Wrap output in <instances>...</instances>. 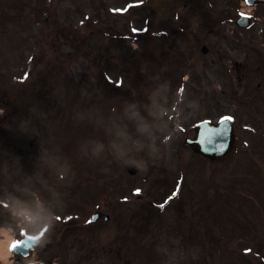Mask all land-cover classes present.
<instances>
[{
	"label": "rangeland",
	"instance_id": "obj_1",
	"mask_svg": "<svg viewBox=\"0 0 264 264\" xmlns=\"http://www.w3.org/2000/svg\"><path fill=\"white\" fill-rule=\"evenodd\" d=\"M178 1L0 0V201L8 204H0V222L17 204L45 218L62 198L77 203L76 193L86 209L77 218L90 217L98 203L110 215L76 243L78 251L94 247L89 264H110L103 250L119 239L118 226L132 229L133 220L153 229L161 214L152 246L161 264L188 255L186 264H264V8L202 0L200 12ZM239 9L255 12L259 27H237ZM220 17L224 23L210 31ZM129 105L150 125L148 136L136 133ZM230 113L234 152L208 162L182 145L199 120ZM253 123V132L245 129ZM118 128L141 141L125 159L147 171L130 175L113 157ZM97 142L105 145L99 155ZM173 188L180 194L161 213L149 206ZM63 213L55 214L69 217ZM122 243L120 264L152 262L137 248L128 263L132 245Z\"/></svg>",
	"mask_w": 264,
	"mask_h": 264
},
{
	"label": "clouds",
	"instance_id": "obj_2",
	"mask_svg": "<svg viewBox=\"0 0 264 264\" xmlns=\"http://www.w3.org/2000/svg\"><path fill=\"white\" fill-rule=\"evenodd\" d=\"M193 110V106H189V111ZM126 113L129 117L135 121V130L139 136H148L150 134V125L147 121L140 116L139 111L135 108L134 105H129L126 108ZM143 147L142 143L138 139H133V137L127 132L124 128H118L115 132V138L110 142V150L113 157L121 162L124 165H135L138 170L147 171V167L144 164L139 163L136 160L125 159L126 155L133 149L139 151ZM105 149V145L102 142H97L94 146V154L99 155ZM10 208H13V205H9ZM14 214L17 215L19 220L24 221L25 223L21 224L22 227H25L27 231L31 225V218L28 211L24 208L22 204H17L14 207ZM8 231L9 236L12 240L15 239L16 234L14 231H9L4 225H0V234ZM10 245L5 246V250L8 251L9 257L12 256V251L9 248ZM0 264H14L11 259L5 260L3 255H0Z\"/></svg>",
	"mask_w": 264,
	"mask_h": 264
},
{
	"label": "water",
	"instance_id": "obj_3",
	"mask_svg": "<svg viewBox=\"0 0 264 264\" xmlns=\"http://www.w3.org/2000/svg\"><path fill=\"white\" fill-rule=\"evenodd\" d=\"M206 122L209 127L224 130V134L215 138L210 144L202 142V138L199 136L198 132L205 125L200 123L195 127L196 135L193 138H186L184 143L191 147L194 152L199 153L204 157H208L210 160H214L229 152L234 147L236 138L234 136V129L231 120L225 121L221 119L218 125H214L208 121ZM218 145H223V147H218ZM128 169L131 173L136 171L134 165H129Z\"/></svg>",
	"mask_w": 264,
	"mask_h": 264
},
{
	"label": "snow or ice",
	"instance_id": "obj_4",
	"mask_svg": "<svg viewBox=\"0 0 264 264\" xmlns=\"http://www.w3.org/2000/svg\"><path fill=\"white\" fill-rule=\"evenodd\" d=\"M247 2V0H246ZM243 15V14H242ZM135 31V29H134ZM223 120H230L231 117H224L222 118ZM205 126L199 130L198 134L199 136L202 138V142H207V143H212L214 141L215 138L220 137L221 135L224 134V130L220 129V128H213V127H209L207 126V122H202ZM218 147H223V145H218ZM137 192H139V189L136 190ZM176 192L174 191L169 197L166 198V200L164 201L163 204L160 205V207H164L165 204L168 203V201H170L173 197L176 196ZM60 219V218H58ZM91 221H89L90 223ZM21 239L18 240H14L9 248L11 251H14L24 240H27L29 242H34L36 241L38 238L35 237H29L27 235H25L23 232L21 233Z\"/></svg>",
	"mask_w": 264,
	"mask_h": 264
},
{
	"label": "bare ground",
	"instance_id": "obj_5",
	"mask_svg": "<svg viewBox=\"0 0 264 264\" xmlns=\"http://www.w3.org/2000/svg\"><path fill=\"white\" fill-rule=\"evenodd\" d=\"M9 240H11V238H8V239L5 240V241H1V240H0V255H3V258H4L5 260H7V259H6V254L8 253V251L5 250V246L7 245V243L9 242Z\"/></svg>",
	"mask_w": 264,
	"mask_h": 264
},
{
	"label": "flooded vegetation",
	"instance_id": "obj_6",
	"mask_svg": "<svg viewBox=\"0 0 264 264\" xmlns=\"http://www.w3.org/2000/svg\"><path fill=\"white\" fill-rule=\"evenodd\" d=\"M49 251H50V254L57 253V247L55 245H52Z\"/></svg>",
	"mask_w": 264,
	"mask_h": 264
}]
</instances>
